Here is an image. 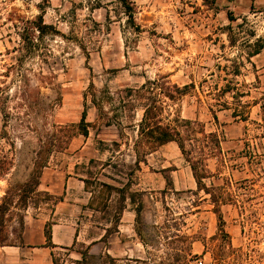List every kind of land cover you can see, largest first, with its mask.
I'll list each match as a JSON object with an SVG mask.
<instances>
[{
    "label": "rangeland",
    "instance_id": "1",
    "mask_svg": "<svg viewBox=\"0 0 264 264\" xmlns=\"http://www.w3.org/2000/svg\"><path fill=\"white\" fill-rule=\"evenodd\" d=\"M41 14L58 32H36L29 55L14 23ZM259 38L264 0H0V204L16 194L0 247L68 218L81 264H264V49L249 56ZM163 77L192 86L167 112L221 137L207 190L175 142L137 163L143 110L130 90ZM69 254L57 250V263Z\"/></svg>",
    "mask_w": 264,
    "mask_h": 264
},
{
    "label": "trees",
    "instance_id": "2",
    "mask_svg": "<svg viewBox=\"0 0 264 264\" xmlns=\"http://www.w3.org/2000/svg\"><path fill=\"white\" fill-rule=\"evenodd\" d=\"M126 4V0H120ZM127 8L130 9L128 6ZM132 17V14L129 13ZM231 20H233L231 18ZM14 27L19 30V36L21 41L25 43L23 50H26L27 54H31L35 47V39L32 37L35 33H38L39 37H43L48 33L58 32L52 25H47L44 21V14L37 16L34 20L21 19L18 23H14ZM253 49L249 53L250 57H254L262 52L264 49V39H257L252 45ZM25 55V54H24ZM23 57V55H22ZM192 88L191 85H184L180 87L177 84H170L164 77L155 80H149L142 85L140 89L130 90L131 96L136 95L142 100L143 114L137 127V140H136V155L139 163L142 153L145 149H155L159 146L167 143H177L181 153L185 157L186 161L190 164L193 176L200 189H206L203 180L208 177V169L205 165V159L207 157H214L221 154L222 140L218 133L207 132L205 125L192 119L182 118L180 115H172L167 112L169 101L175 102L181 96L185 95L187 91ZM3 89L0 87V93ZM235 117L237 115H234ZM215 120L217 116L214 115ZM86 113H83L82 125L84 127L85 134L87 135V124L85 123ZM47 162V161H46ZM6 162H3V164ZM45 161L36 168L31 182L27 187H30L29 191L32 193L36 191L39 186V177L41 169ZM4 165L0 166V174L4 171ZM88 183L87 180H85ZM103 187L112 189L111 185L101 183ZM26 192L27 190H23ZM9 193V192H8ZM15 192L10 196L7 194L2 198L0 204V222H5V216L12 207L15 199ZM19 196V195H18ZM49 197V195H47ZM30 196L22 195L19 202L22 205H27ZM51 199L48 198V201ZM134 202V199L131 197ZM218 201V200H216ZM220 201V200H219ZM57 201H52L53 205H56ZM45 236L48 243L51 242L52 236V224L47 223L45 225Z\"/></svg>",
    "mask_w": 264,
    "mask_h": 264
},
{
    "label": "crops",
    "instance_id": "3",
    "mask_svg": "<svg viewBox=\"0 0 264 264\" xmlns=\"http://www.w3.org/2000/svg\"><path fill=\"white\" fill-rule=\"evenodd\" d=\"M64 208L65 204L62 200L56 204L55 215L62 213ZM64 218L66 217L62 219ZM79 235L77 228L68 218L62 223H52L50 244L43 230L39 234V241L37 242L32 240V235L26 230L22 234V244L0 247V264H81L82 257L72 254L74 252L73 246L79 240ZM57 250L70 253L67 260L57 263Z\"/></svg>",
    "mask_w": 264,
    "mask_h": 264
}]
</instances>
